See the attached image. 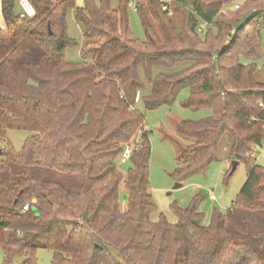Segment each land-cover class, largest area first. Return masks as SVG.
I'll list each match as a JSON object with an SVG mask.
<instances>
[{
    "label": "trees",
    "instance_id": "1",
    "mask_svg": "<svg viewBox=\"0 0 264 264\" xmlns=\"http://www.w3.org/2000/svg\"><path fill=\"white\" fill-rule=\"evenodd\" d=\"M18 1L0 0V139L10 130L31 135L20 152L9 144L0 150L3 264H37L40 249L51 253L50 264H264V167L246 159L264 144V81L256 79L264 0L232 10L229 2L241 0H172L175 21L159 0H144L137 5L143 41L129 30V0L116 8L109 0H83L82 8L75 0H29L27 19ZM69 13L82 34L78 62L64 55L77 46L67 34ZM186 89L180 106L212 115L177 124L193 143L175 174L214 163L224 139L247 170L231 208L213 211L207 227L198 226L193 206L172 207L176 224L150 218L157 210L151 146L137 96L148 90L141 102L154 111ZM127 149L124 177L116 159Z\"/></svg>",
    "mask_w": 264,
    "mask_h": 264
},
{
    "label": "rangeland",
    "instance_id": "2",
    "mask_svg": "<svg viewBox=\"0 0 264 264\" xmlns=\"http://www.w3.org/2000/svg\"><path fill=\"white\" fill-rule=\"evenodd\" d=\"M94 1L97 2V0ZM137 1L145 4L144 0H129L127 6L129 30L134 39L143 41L144 33L140 24L139 15L130 5L131 3L136 4ZM243 1L241 0L236 3L229 2L228 10L236 9L235 4L241 5ZM109 3L112 8H116L118 0H109ZM231 4L234 5L232 6ZM75 5L77 8H82L83 0H75ZM16 10H19V7ZM170 17L175 21L178 16L176 14L173 16L172 14ZM148 19L151 21L149 16ZM153 26L157 30L154 24ZM67 34L76 41L77 46L65 50V59L68 62H78L82 34L80 28L74 22L71 13L67 15ZM256 79L260 82L264 81V60L259 65ZM146 88H149V85H146ZM146 91L148 90H143L138 94L135 108L144 115V125L149 132L151 146L149 159V193L157 210L154 213H150V218L157 220L161 215L171 224H176L177 219L172 211V207L177 206L180 210L185 211L193 206L195 211L200 215L196 223L198 226L207 227L213 211L226 214L231 208L246 181L247 170L245 164L244 162H238L232 176L227 178L232 161L235 159L229 157V141L228 139H224L217 160L214 163L190 174H175L178 167V157L181 155L182 150L193 143L192 140L177 134V124L185 120L197 121L205 119L212 114L209 110L193 112L182 108L180 103L189 97V90L187 89L178 95L173 106H163L154 111H146L141 102V96L145 95ZM30 135L31 133L26 131H7L6 137L0 139V150L6 148L7 144H9L14 151L20 152L26 138ZM248 154L251 155L250 157H246V159L250 161L251 165L264 167V144L259 148H254ZM116 164L120 173L125 177L127 169L129 168V154L124 151L117 157ZM176 184H180L181 186L173 190ZM120 192L121 208V202L123 206L125 204L123 198L126 197V191L123 185L120 186ZM1 255L0 250V264H2ZM51 257L52 255L49 251L40 249L36 253L37 264H50ZM20 263V259H15L11 264Z\"/></svg>",
    "mask_w": 264,
    "mask_h": 264
},
{
    "label": "built area",
    "instance_id": "3",
    "mask_svg": "<svg viewBox=\"0 0 264 264\" xmlns=\"http://www.w3.org/2000/svg\"><path fill=\"white\" fill-rule=\"evenodd\" d=\"M161 2V10L168 13L169 16L173 14L172 10L169 8V5L171 4L172 0H159ZM138 1L136 4L131 3L130 5L133 7L134 11H137V5ZM19 17L22 19H27V18H32L34 16V10L29 2V0H19ZM237 8V6H235ZM204 28V25H201L200 30ZM199 30V31H200ZM230 35H233V31L230 32ZM261 106V105H260ZM126 152L129 154L131 150L127 149ZM251 154H247L246 157H250ZM28 210V206L25 205L22 207L21 212L25 213Z\"/></svg>",
    "mask_w": 264,
    "mask_h": 264
},
{
    "label": "crops",
    "instance_id": "4",
    "mask_svg": "<svg viewBox=\"0 0 264 264\" xmlns=\"http://www.w3.org/2000/svg\"><path fill=\"white\" fill-rule=\"evenodd\" d=\"M0 19H1V23H0V28H4V21H3V19H2V17H1V14H0ZM124 199V202H125V204H123V206H122V202H121V210L122 211H125V209H126V197L125 198H123ZM122 201V200H121ZM1 250V249H0ZM1 253H2V251H1ZM2 256V264H3V254L1 255Z\"/></svg>",
    "mask_w": 264,
    "mask_h": 264
},
{
    "label": "water",
    "instance_id": "5",
    "mask_svg": "<svg viewBox=\"0 0 264 264\" xmlns=\"http://www.w3.org/2000/svg\"><path fill=\"white\" fill-rule=\"evenodd\" d=\"M238 162L233 160L232 161V166H231V172H234L236 166H237ZM181 185L180 184H176L173 188V190H175L176 188L180 187Z\"/></svg>",
    "mask_w": 264,
    "mask_h": 264
}]
</instances>
